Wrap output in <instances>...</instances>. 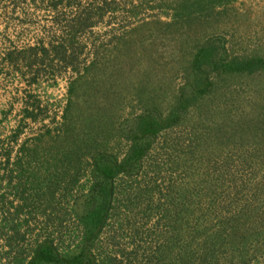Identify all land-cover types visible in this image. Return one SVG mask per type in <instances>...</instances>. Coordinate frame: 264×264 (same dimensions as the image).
<instances>
[{"label":"rangeland","instance_id":"1","mask_svg":"<svg viewBox=\"0 0 264 264\" xmlns=\"http://www.w3.org/2000/svg\"><path fill=\"white\" fill-rule=\"evenodd\" d=\"M81 2L96 4L101 0ZM116 3L118 8L114 18L108 13L104 22L92 28V40H80L87 44L86 59L93 56L95 51L91 41L98 35L107 45L113 40L114 33L122 32L128 34V39L134 35L136 40L132 49L146 56L145 60L149 65L150 61L155 65V74H160L163 80L173 74L172 69H166L169 67L167 58L169 51L177 45L181 32L197 40L222 36L229 55L249 54L254 49L261 50L264 55V0H232L227 12L212 18L211 23L196 22L177 32L165 27L171 15L170 0H116ZM61 13L68 15L72 11L59 9ZM53 14L40 0H0V140L7 143L13 132L20 130L18 143L11 145V157L25 140L47 131L54 136L68 102V83L72 76L69 68L56 75V83L47 73L39 78L38 84L29 87L26 78L20 73L9 72L2 60L5 51L12 47L33 46L40 39L48 45L49 36L60 33L52 25ZM131 27L135 31H131ZM127 55L125 50L120 54L123 59ZM176 76L174 84L180 86L182 79ZM128 77L134 79L135 75ZM27 94L34 96L28 107L36 115L35 120L24 116ZM226 95L227 100L217 101L213 108L220 113L216 114L215 120L228 125L231 138L222 136L216 128L204 132L196 113L190 111L188 125L161 133L137 175L117 178L112 215L93 251L94 264H166L170 252L178 253L176 237L182 242L187 241L191 233L207 238L222 220L231 217L235 207L239 211L237 222L243 237L231 238V241L236 240L228 246L236 249L233 250L236 253L233 259L229 261L224 256L222 247L214 264H264V196L252 195L255 192L253 186L260 179L256 171L259 167L262 173L264 165L258 158L257 169L249 164L250 155L246 150L250 151V144L247 139L244 143L238 141L241 137L246 138L239 131L247 122L254 124L264 120V96L258 97L247 85L232 86ZM124 99L125 105L119 110V116L126 118L139 112L127 92ZM83 105L89 104L84 102ZM18 125L20 129L16 130ZM225 133L229 136L226 129ZM41 139L42 147L33 167L42 182L51 186L56 195L62 192L64 185L71 187L66 200L86 192L90 185L87 175L89 160L83 158L79 163L73 162L69 169L46 165L44 162L52 157L55 148L47 143V137ZM229 139L232 140L230 145ZM126 147V141L119 139L111 144L110 149L122 156ZM246 155L248 162L243 163L242 158ZM2 168L0 166V199L4 195L7 201L14 203L17 198L10 186L18 184L19 174L5 173ZM8 168L14 169L13 166ZM65 169L69 172H64ZM78 177L79 181L76 180ZM26 178L27 175H23L24 185ZM23 189L29 188L24 186ZM38 199L47 200L42 196ZM71 212L69 208L59 210L55 206L54 210H46L44 215L34 217L32 214L25 244L32 242L36 234L41 237L53 234L60 250L67 246L72 248L77 235L73 233L76 220ZM5 215L13 217V209L9 207ZM10 235L0 237V264H11L8 261L11 257L7 254L11 250L8 246ZM24 242L19 239V245Z\"/></svg>","mask_w":264,"mask_h":264},{"label":"trees","instance_id":"2","mask_svg":"<svg viewBox=\"0 0 264 264\" xmlns=\"http://www.w3.org/2000/svg\"><path fill=\"white\" fill-rule=\"evenodd\" d=\"M40 1L45 9L55 14L52 25L60 31L59 35L55 33L49 36L48 45L40 39L33 46L7 49L2 60L9 72L20 73L26 78L29 87L38 84L39 78L47 73L56 83V75L69 68L72 76L68 83V102L54 136L47 131L41 136L25 140L19 145L14 157H11V145L18 143L20 126L16 129L19 131L13 132L10 141L5 143L0 140V166L5 173L19 174L18 184L10 186L16 201H7L4 195L0 199V237L11 234L8 236L11 250L7 252L11 264H94L93 251L112 215L117 178L137 175L144 158L161 133L188 125L190 111L196 113L197 122L202 123L200 125L204 132L216 128V131L222 132V136L231 138L228 125L215 120L216 114L220 113L213 107L219 100L226 101L228 89L237 85H247L258 97L263 98L264 55L258 49L249 54L229 55L222 36L197 40L181 32L176 40L177 45L169 51L167 58L169 67L166 69H172L173 74L163 80L160 74H155V65L151 61L149 65L146 56L132 49L136 40L134 35L131 34L128 39L125 32L114 33L113 40L107 45L102 43L103 38L98 35L91 41L95 52L90 59H86L87 44L80 40H92V28L104 22L108 13L114 18L118 8L116 0H101L96 4H82L81 0ZM231 2L170 0L168 8L171 15L165 27L177 32L196 22L211 23L212 18L216 19L227 12ZM66 8L72 13L59 14V9ZM130 30L133 31L134 27ZM124 50L128 54L126 59L120 56ZM54 70H58L57 73ZM136 71L139 73L136 74ZM158 71L162 70L158 68ZM132 75H135L134 79L128 77ZM176 75L182 79L180 86L174 84ZM126 92L136 102L139 112L122 118L119 110L125 105ZM33 97V94H27V105L23 112L24 116L35 120L36 115L28 107ZM84 102L89 105H83ZM250 124L247 122L245 128L239 131L246 138L241 137L238 141L244 143L247 139L250 144V151L246 150L250 155L249 164L255 165L257 169V158L264 165V120L252 124L253 127ZM225 129L229 136L224 134ZM41 137H47V143L55 148L52 157L44 162L46 165L55 164L56 168L69 169L73 162L79 163L83 158L89 160L87 175L90 185L86 192L66 200L71 187L64 185L62 192L56 195L51 186L42 182L33 167L42 147ZM119 139L127 143L122 156L110 149L111 144ZM231 143L229 139V145ZM246 158L247 155L242 158L243 163L248 162ZM64 172L69 171L65 169ZM256 173L260 179L254 184L255 192L252 195L256 193L264 196V170L261 173L258 167ZM23 175H27L26 185L23 184ZM76 180L79 181V177ZM24 186L29 189L24 190ZM41 196L47 200L39 201ZM64 197L67 206L62 201ZM55 206L59 210L62 207L67 210L69 208L75 216L73 233L77 239L73 247L67 246L60 250L53 234L42 237L36 234L32 242L25 244L29 223L33 221L31 215H44L46 210H54ZM9 207L13 209V217L5 215ZM236 208L231 217L222 220L215 228L217 230L207 238L196 234L199 236L197 238L191 233L188 240L182 242L176 237L178 253L170 252L166 264H214L222 247L224 256L229 261L233 259L236 254L233 250L236 249L228 246H232L236 240L231 241V238L243 237L237 222L239 211ZM193 230L198 231L196 227ZM19 239L24 243L19 245ZM198 239H201L200 242Z\"/></svg>","mask_w":264,"mask_h":264}]
</instances>
